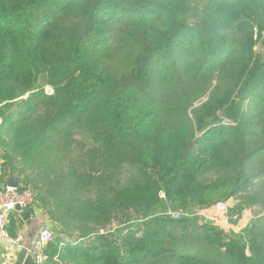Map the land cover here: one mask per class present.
<instances>
[{"label": "trees", "instance_id": "16d2710c", "mask_svg": "<svg viewBox=\"0 0 264 264\" xmlns=\"http://www.w3.org/2000/svg\"><path fill=\"white\" fill-rule=\"evenodd\" d=\"M0 117L45 264H264V0H0Z\"/></svg>", "mask_w": 264, "mask_h": 264}, {"label": "built area", "instance_id": "2783aa9c", "mask_svg": "<svg viewBox=\"0 0 264 264\" xmlns=\"http://www.w3.org/2000/svg\"><path fill=\"white\" fill-rule=\"evenodd\" d=\"M2 124V120L0 118V127ZM34 201L33 194L30 190H26L24 192L18 191L15 187H7L6 190L0 192V231L3 234L4 239L9 243L11 246L21 247V237L17 238H9L6 233V227L10 224V214L12 212H17V206L21 207L22 210L29 208ZM215 207L220 208L222 207L225 211L226 209L222 204H218ZM214 208V207H213ZM201 215L205 216V213H201ZM172 217L176 220L179 219V214H172ZM205 218H207L205 216ZM234 221L239 220V215L235 214L233 217ZM230 219V217H229ZM54 239V235L52 231L47 228L41 230L39 235V250L38 251H31L30 254L34 257L35 264H45L46 258L43 254L44 248L50 244Z\"/></svg>", "mask_w": 264, "mask_h": 264}, {"label": "crops", "instance_id": "0c3cea01", "mask_svg": "<svg viewBox=\"0 0 264 264\" xmlns=\"http://www.w3.org/2000/svg\"><path fill=\"white\" fill-rule=\"evenodd\" d=\"M0 157H1V154H0ZM2 162L3 161L0 158V165H2ZM7 186L9 187V184H7ZM209 210L205 211L204 213L211 212ZM16 213L18 217L20 218V230L17 233L16 238L17 237L22 238L21 247L11 246L9 243H7V241L3 237V234L0 231V264H6V263L11 264L13 261H15L16 256L21 249H27L29 253H31V251H38L40 248L38 239H39L41 230L44 228H47L50 231H52L48 217L44 213H42L40 210L34 209V212L23 210L21 212L17 211ZM246 213L243 214L244 216V217L242 216L243 218H245L246 216L248 217L250 216L249 212H246ZM215 222L214 224H217L220 226H222L223 224V223L218 224ZM248 223L243 225V227L244 226L246 227ZM222 227L224 228L226 227V225H223Z\"/></svg>", "mask_w": 264, "mask_h": 264}, {"label": "rangeland", "instance_id": "374dc122", "mask_svg": "<svg viewBox=\"0 0 264 264\" xmlns=\"http://www.w3.org/2000/svg\"><path fill=\"white\" fill-rule=\"evenodd\" d=\"M46 92L48 94H51L52 93V89L51 87L48 86V88H46ZM239 203L238 200H231L229 203H226V204H222L224 206V208L226 209V211L220 207V208H217V207H214L212 208L211 212H208V213H205V216L208 218V219H212L214 220L215 223H218V224H222L223 225H226V227H224L225 231L226 232H234V233H239L240 231L243 230V225H245L246 223L250 222L252 219V213H249L250 216H246L245 218L243 217H240L239 219V223L237 225H235L233 222H234V216L236 213H232L231 212V209H233L237 204ZM247 214V213H246ZM230 217V219H229ZM249 224V223H248ZM231 228V229H230Z\"/></svg>", "mask_w": 264, "mask_h": 264}, {"label": "water", "instance_id": "95a60500", "mask_svg": "<svg viewBox=\"0 0 264 264\" xmlns=\"http://www.w3.org/2000/svg\"><path fill=\"white\" fill-rule=\"evenodd\" d=\"M9 187H18L16 178H10ZM16 210L19 212L23 211L19 206H17ZM206 220L208 224H214V220L208 218H206ZM11 264H35V260L32 254H30L27 249H21L16 256L15 261H13Z\"/></svg>", "mask_w": 264, "mask_h": 264}]
</instances>
